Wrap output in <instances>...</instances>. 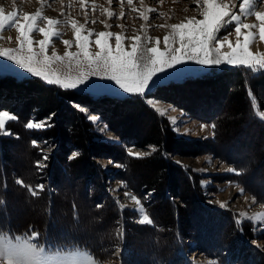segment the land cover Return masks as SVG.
<instances>
[{
	"label": "trees",
	"instance_id": "16d2710c",
	"mask_svg": "<svg viewBox=\"0 0 264 264\" xmlns=\"http://www.w3.org/2000/svg\"><path fill=\"white\" fill-rule=\"evenodd\" d=\"M151 95L214 124L208 145L217 144L225 137L236 140L254 130L261 150L252 157H264V121L253 116L254 106L264 110V73H252L243 66L223 68L183 82L158 85ZM70 100L74 103H69ZM145 100L140 96L96 97L64 90L35 77L16 80L0 76V109H10L19 120L10 123L18 128H9L14 133L9 143L6 142L9 137L0 135V230L13 235L36 232L39 242L46 247L83 249L99 261L108 259L116 247H121L124 264H190L180 249L185 247V242L181 241L192 240L197 243L199 252L219 264L264 263L255 254L248 258L245 240L254 239L251 226L242 219L237 225L228 212L209 210L208 205L203 204L199 177L194 174L189 177L171 163L174 153L185 152L184 139L176 136L168 119L158 115ZM197 100L201 102L195 106ZM74 105L83 106L85 111L81 112ZM52 113L55 115L50 127L39 133L26 128L29 120L39 122ZM93 114L117 133L118 141L107 143L98 139L94 124L88 118ZM123 117L127 118L125 128L113 126ZM133 124L139 133L130 130ZM32 140L37 141V146L32 145ZM12 141L20 144L14 152H29L30 167L12 161L18 160L11 159L15 154L9 151ZM127 147H155L157 150L136 158L127 155ZM239 147H242L240 143L223 146L226 158L215 152L213 155L228 161L240 173H233L232 178L264 205V194L250 184L264 179V173L250 179L258 164L242 163L237 157ZM46 150L49 156L44 161L46 167L38 169L36 162L42 160ZM74 153L78 155L70 159ZM100 159L118 162L120 169L112 173L123 178L124 184L138 196L147 195L145 208L152 221L133 224L128 209L121 208L113 199L105 201L107 176L111 172L98 162ZM68 176L72 180L69 187L64 188L62 184ZM134 177L139 179L134 181ZM18 179L34 190L43 184L44 190L32 196L28 187L16 183ZM13 193L24 201L23 207L36 206L43 211L38 215L34 211L35 215L21 219L19 224L10 208ZM192 216L201 223L192 224ZM91 217L90 225L106 229L97 240L79 233L89 230L85 223ZM135 234L139 244L147 237L153 251L135 252L132 239Z\"/></svg>",
	"mask_w": 264,
	"mask_h": 264
},
{
	"label": "snow or ice",
	"instance_id": "6c2138e0",
	"mask_svg": "<svg viewBox=\"0 0 264 264\" xmlns=\"http://www.w3.org/2000/svg\"><path fill=\"white\" fill-rule=\"evenodd\" d=\"M86 0H80L81 8L85 7ZM108 5L113 3V0H106ZM161 4L164 0H159ZM175 2V0H173ZM198 6L197 11L201 18L196 16L186 17L179 23L168 24L167 22L154 25L156 28L169 29L163 37V45L160 46L159 39H155L145 35L142 37L140 31L146 29L145 24H141L140 30L133 29L134 35L125 37L123 24L117 25L121 31H99L87 29L85 25L88 23V13L85 12V23L78 24L75 19H66L63 26L71 27L74 36V44L77 49L75 52L65 51L63 56H59L53 47L51 55L48 54L50 40L53 37H59L61 32L58 25L61 21L58 19L49 18L41 15L37 10L33 14H25L22 18L18 17L16 12L4 14L0 8V31L7 27L15 28L17 32V46L3 47L0 46V58L3 61L11 62L16 66V70L29 74L31 77L39 78L49 85H58L64 90H87L103 92H112L113 90L120 94L138 95L141 98L148 97L153 88L162 84L169 76L180 77L184 75V70L189 65L203 66L206 68L220 66H243L250 69L252 73L264 72V54H254L249 50L250 44L254 40L255 33L252 29H258L259 38L264 40V7L260 10L257 5H264V0H240L237 5L236 0H194ZM63 4V0H60ZM125 3L131 13H138V18L147 22L149 16L147 13L156 12L155 8L144 9V0H140L141 9L134 6L133 0H118L119 12L110 11L109 8L101 6V15H107L108 18L113 16L116 19L125 17ZM97 5L92 4L93 12L96 11ZM238 11H233L237 9ZM188 9L185 8L186 12ZM61 15H64L61 12ZM165 13L160 12L158 17H165ZM242 16H254L258 24L246 23ZM42 23L43 26H39ZM91 23L95 24L96 19H92ZM105 28H111L112 25L107 23V20H102ZM234 25V33L229 28ZM153 27V25H147ZM242 30H248L246 33ZM38 32L43 38L35 40L31 34ZM221 32L225 34L221 35ZM235 35V43L229 39ZM243 35V40L241 36ZM94 36V40L90 37ZM4 37L0 36V40ZM9 41L11 37L8 38ZM127 40V46L125 45ZM62 43L70 47L73 41L63 40ZM34 44L37 47H34ZM90 44L94 45L95 51H92ZM227 49V50H225ZM69 59V68H74L75 75L71 73L60 74L53 65L57 62ZM74 61V65L72 64ZM101 81L104 83H97ZM251 96V92H249ZM69 103H74L69 101ZM146 103L149 106L156 107L158 101L152 98H147ZM81 112L85 108L81 105H74ZM163 115V111L156 109ZM172 111H176L172 108ZM183 115V113H181ZM54 113L42 121L36 122L29 120L26 124L27 129H43L51 126V119ZM259 116L264 119V111L259 112ZM92 121H96L95 115L88 117ZM17 117L11 115L8 111H0V134L11 135L12 133L6 129L7 121H15ZM171 123L176 125V118H172ZM207 124H200V131L208 128ZM214 129L215 125H211ZM178 131V128L174 129ZM190 129H185V134L190 132ZM214 134V133H213ZM32 145L37 146V141L32 140ZM157 149L152 147L151 151ZM149 152L134 151L132 147L127 149V155L130 157L143 158L150 155ZM77 153L73 154L74 158ZM49 156L45 154L42 160L36 162L38 169L46 167L44 161H47ZM111 163V161H110ZM179 163V162H177ZM116 167H121L117 164ZM229 173H240L233 167L226 169ZM17 184L23 185L22 180H17ZM28 187L32 196H37L39 192L44 190V185H37V189ZM126 187V185H125ZM241 193L244 189H240ZM124 197L133 201L136 208L133 209L140 213L141 218L139 223L144 224L152 221L149 215L145 212L141 199L137 195H133L129 191L123 193ZM255 203V198L253 197ZM2 203V202H0ZM221 208L227 206V202L216 201ZM100 207V205H97ZM121 208L124 205H120ZM245 216V213H241ZM239 223V221H237ZM253 243H257L255 240ZM258 247H264L257 244ZM90 258V259H89ZM98 261H93L91 255L78 251H59L49 250L45 245H42L38 240V233L32 232L31 235L12 236L10 233L5 234L0 230V264H96Z\"/></svg>",
	"mask_w": 264,
	"mask_h": 264
},
{
	"label": "rangeland",
	"instance_id": "374dc122",
	"mask_svg": "<svg viewBox=\"0 0 264 264\" xmlns=\"http://www.w3.org/2000/svg\"><path fill=\"white\" fill-rule=\"evenodd\" d=\"M95 3L97 5L96 11L93 12L92 10V4ZM237 5L240 3V0H236ZM134 6L138 9V11L141 9L140 0H133ZM101 6L109 8L110 11H113L115 13L119 12V5L118 0H113V3L111 5H108L106 0H86L85 7L81 8L80 6V0H63V4L60 3V0H0V8L3 9L4 14L8 15L9 13L16 12L18 17L22 18L25 14H33L37 10L40 11L41 15L48 16L49 18L58 19L61 21V25H58L61 35L59 37H53L50 40V44L48 47V54L51 55L53 47L56 50L57 55L63 56L64 52L71 51L75 52L77 51L75 44H74V36L73 32L71 30L70 25L69 26H63V22L66 19H75L78 21V24H84L85 23V16L84 13H88V23L85 25L87 29L93 30L94 32L99 31H112V32H120L121 29L117 26L119 24H123L125 26L124 30V36L128 37L131 35H134L133 29L140 30L141 24L146 25V29L143 31H140L139 34L142 37L147 35L148 37L153 38V43H155V39H159L160 46L163 45V37L164 35L169 31V29H160L154 27V25L162 24L167 22L168 24H174L179 23L182 20H184L186 17L190 18L192 16H196L197 19L201 18L199 16V13L197 11L198 6L195 4L194 0H164V3L161 4L159 0H144L143 8H155L157 11L152 13H147L146 15L149 16V20L145 22L144 20L138 18V13H131L130 9L127 7V4L125 3V17L121 19H116L115 16L112 18H108L107 15H101ZM264 5H257V9L260 10ZM187 8L188 10L185 12L184 9ZM233 11H238L237 9H233ZM61 12L64 13V15H61ZM160 12L165 13V17H158V14ZM96 19V23H91L92 19ZM242 19L245 20L246 23H256L258 24L259 21L255 19L254 16H242ZM102 20H107L108 24H111V28H105L104 24L100 23ZM147 25H153V27H147ZM39 26H43L42 23L39 24ZM229 28L234 33V25H230ZM248 30H242V32L246 33ZM252 31L255 33L254 40L250 44L249 50L252 51L254 54L260 53L264 54V40H261L259 38L258 29H252ZM225 34L224 32H221V35ZM0 36H3L4 39L0 40V46L3 47H12L15 48L17 46L16 36L17 32L15 31V28H9L6 26V28L2 31H0ZM32 38L35 40L42 39V34L38 32H33L31 34ZM9 37H11V40L9 41ZM94 36L90 37V40H94ZM229 39L235 43V35L229 37ZM63 40H70L73 41L72 45L70 47H67L62 43ZM241 40H243V35L241 36ZM125 45L127 46V40H125ZM34 47H37L34 44ZM90 48L92 51H95L94 45L90 44ZM227 50V49H225ZM69 59L65 58L61 62H57L53 65V68L60 74H68L71 73L72 75H75L74 68H69ZM72 64L74 65V61H72ZM237 68L240 66H220V67H212V68H206L203 66H195V65H189L187 69L184 70V75L180 77L176 76H169L162 84L172 83V82H183L184 80L188 78L198 77L203 74L210 73L211 71H220L223 68ZM264 73V72H260ZM0 76H10L15 78L16 80H20L22 78L31 77L29 74H25L22 71H17L16 66L12 65L11 62L3 61V58H0ZM45 82V81H44ZM97 83H104L101 81H97ZM159 84V85H162ZM58 86V85H57ZM77 91V90H74ZM77 92L85 93L91 96L96 97H102V96H115L118 98H125V97H131V96H138V95H129V94H120L119 92L112 91H103V92H96V91H87V90H80ZM154 92V88L152 90ZM152 94V93H151ZM149 95L147 98H152L158 101L156 107H152L156 113L162 117H166L168 121L171 124V127L176 134V136H179L183 138V143L186 144V148L183 149L181 154L174 153V155L171 157V163L174 165H177L181 168L182 171H184L187 176H191V174L197 175L199 178L197 179V182L199 186L202 189V196H203V204L208 205L209 210L212 211H218V212H228L230 215L229 218L236 223L237 225L240 224V220L242 219L244 224H249L251 226V233L252 236H254V239L250 238L245 240V249H249L248 258L257 255L261 257L260 262H264V247H258L257 244L264 246V205L259 203L255 199V203L253 202V197L251 194L247 193L245 189L235 181L234 178H232L233 173H229L226 171L228 167H232L231 164L228 161L222 160L218 158V155H221L222 157H227V151H223L222 147L231 145L234 143H240L242 147L238 148L239 154L238 159L242 163L249 162L254 165L255 163L258 164L257 169L249 175L250 179L253 178L255 175H262L264 173V157H252L257 152H260L261 148L259 145V141L256 137V132L254 130H249L245 133L243 137H239L238 139L232 138L229 140L228 138H222L219 140L217 144L208 145V142L212 136H213V129L211 127V123L204 121L203 119H200L198 117L193 116L192 114H189L182 109H179L178 107L174 106L171 103L165 102L162 99H158L157 97H154L153 95ZM204 99V98H202ZM208 100L209 97H206ZM201 100V98L199 99ZM219 101V99H217ZM146 102V100H145ZM201 102V101H200ZM200 102L197 100L195 102V106L199 105ZM198 103V104H197ZM217 103V102H216ZM221 105V104H217ZM159 108L163 111V115H161L160 112H158L156 109ZM172 108H175L176 111H172ZM0 111H8L11 115L16 114L10 109H0ZM264 111L263 109H259V107L254 106L253 109V116H257L262 119L259 116V112ZM183 113V115L181 114ZM95 115V114H93ZM92 116V115H89ZM97 117V115H95ZM17 117V116H16ZM172 118H176V125H173L171 123ZM90 120V119H89ZM127 118L123 117L121 121L113 123V126L117 125V127L125 128V123H127ZM19 120L15 121H7L6 122V129L9 131L10 127L18 128L15 124H10L11 122H18ZM94 124V129L97 131V137L99 140H102L104 142H116L118 141L117 133H113L110 129H108L105 124V122L101 121L98 117L96 121L90 120ZM123 122V124H122ZM200 124H207L209 125L208 128H206L204 131H200L199 125ZM13 125V126H9ZM135 124L132 125L130 130H133L135 133H139V130L135 129ZM137 128V127H136ZM178 128L177 130H174ZM185 129H190L191 131L185 134ZM36 133L41 132L42 129H35ZM11 135H3L0 134L2 137H9L6 142H10V137L13 136V132H11ZM251 136V139L249 137ZM186 140H190V143L186 142ZM12 146L9 147V151L12 153H15L13 156L11 155V159L17 158L18 160H12L13 162L19 163V166H29L30 163L27 161V155L29 154L28 151H24L21 153H16L13 150L17 149L20 144L13 143ZM221 145V146H220ZM53 146L50 147L52 149ZM129 147L126 148V150ZM152 147H142L135 149L134 151H140V152H149L151 153ZM213 152L217 153L218 155L214 154ZM45 154L48 155L47 150L45 151ZM148 156V155H147ZM43 157V155H42ZM98 162H100L102 165H104L111 174H109L107 177V187H106V194L107 197H105L106 202H110V199L115 200L116 203L120 206L121 204L124 205L123 208L128 209L129 215H132V222L133 224H141L139 223V219L141 218L140 213L138 211H135L133 209L136 208V205L133 201L129 200L128 198L124 197L123 193L125 191L131 192L133 195H137V193L131 191L127 186L125 187V184L123 182V178L116 175V173H112V171L120 169V167H116L118 162L111 161L108 159H100ZM179 162V163H177ZM11 163V161H10ZM139 178L134 177L133 180L137 181ZM69 180H72V177H67L65 182L62 184V187L66 188L69 187ZM80 181V178L76 179L75 182L78 184ZM251 187L253 186L254 189H257L258 191L262 192L264 194V179L260 178L254 181L250 182ZM260 184L261 186H259ZM77 187V186H76ZM79 188V187H78ZM243 188L244 192L241 193L240 189ZM80 190V189H78ZM12 198L10 199V208L13 210L14 216L16 217V220L20 224V220L25 218L27 220V217L30 215H36L40 214L41 209L39 207L33 206V207H23L25 206L24 201H22L21 198H19L16 193H13ZM138 199H141L142 205L144 206L145 212V202L147 201V195L138 196ZM219 202H227V206L225 208H221L218 203ZM21 208V210L15 211V209ZM92 207H90L91 210ZM86 214H88L90 211H84ZM131 213V214H130ZM241 213H245V216H241ZM136 217V219H133ZM191 223L197 224L201 223L199 220H194V216H192ZM93 221V218H89V221L85 224L88 225L89 230L88 231H82L80 230L79 233L82 236H90L93 237V239L97 240V237L104 233L106 229H102L100 226L96 225H90L89 223ZM239 221V223H237ZM25 225V222L22 224ZM8 234V233H5ZM211 235H214V233H210ZM12 236H25V235H13ZM136 234L133 235L132 239H134L135 242V252L140 254H147L153 251L152 249V243L149 241L147 237L143 238L142 243H138L137 239H135ZM256 241L257 243H253V241ZM185 242L184 246L180 249L183 258L189 262L190 264H219L217 260L209 258L205 253L199 252L197 249V243H192V240H184L181 241ZM179 243V242H178ZM49 250H53L51 247H47ZM55 249V248H54ZM59 251H78L83 252L88 255H90L87 251L79 248H65V249H55ZM93 261H98L96 264H124L122 260V249L121 247H116L112 253V255L106 259V260H97L94 257ZM90 259V258H89ZM251 264H256V262H251ZM260 264V263H259ZM264 264V263H262Z\"/></svg>",
	"mask_w": 264,
	"mask_h": 264
}]
</instances>
